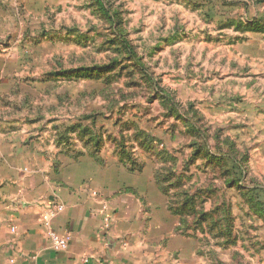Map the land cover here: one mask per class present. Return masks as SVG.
Wrapping results in <instances>:
<instances>
[{
	"label": "rangeland",
	"instance_id": "374dc122",
	"mask_svg": "<svg viewBox=\"0 0 264 264\" xmlns=\"http://www.w3.org/2000/svg\"><path fill=\"white\" fill-rule=\"evenodd\" d=\"M30 161L115 264H264V0H0V178Z\"/></svg>",
	"mask_w": 264,
	"mask_h": 264
},
{
	"label": "crops",
	"instance_id": "0c3cea01",
	"mask_svg": "<svg viewBox=\"0 0 264 264\" xmlns=\"http://www.w3.org/2000/svg\"><path fill=\"white\" fill-rule=\"evenodd\" d=\"M28 164L26 172L0 178V264H82L84 257L87 264H115L118 244L112 228L102 229L108 215L102 198L82 180L54 179L49 165ZM52 205L62 208L46 223L41 217ZM51 230L70 236L66 250L55 251Z\"/></svg>",
	"mask_w": 264,
	"mask_h": 264
},
{
	"label": "built area",
	"instance_id": "2783aa9c",
	"mask_svg": "<svg viewBox=\"0 0 264 264\" xmlns=\"http://www.w3.org/2000/svg\"><path fill=\"white\" fill-rule=\"evenodd\" d=\"M61 208L62 207H60L58 205L50 206L48 211L44 215H42V217H41L42 221H44L46 223L49 222L50 219L55 217L56 214L61 211ZM109 219H110L109 216L105 217V225L108 223ZM11 231L14 232L15 228L13 227L11 229ZM49 237H50L51 244H52L53 248L55 249V251H64L68 248L69 243H70V237L69 236H60L55 231L51 230L49 232ZM90 260H91L90 258L84 257V258L80 259V263L87 264V263H89Z\"/></svg>",
	"mask_w": 264,
	"mask_h": 264
}]
</instances>
